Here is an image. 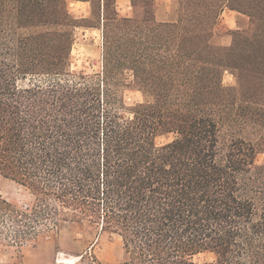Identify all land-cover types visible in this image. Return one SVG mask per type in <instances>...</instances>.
<instances>
[{"label":"trees","instance_id":"16d2710c","mask_svg":"<svg viewBox=\"0 0 264 264\" xmlns=\"http://www.w3.org/2000/svg\"><path fill=\"white\" fill-rule=\"evenodd\" d=\"M77 1L89 17L0 0V177L34 196L23 211L0 191L19 243L92 227L121 236L118 264H264V0H174L166 21L157 0L131 16ZM225 9L249 25L218 45ZM80 27L101 30L102 59L73 74Z\"/></svg>","mask_w":264,"mask_h":264},{"label":"rangeland","instance_id":"374dc122","mask_svg":"<svg viewBox=\"0 0 264 264\" xmlns=\"http://www.w3.org/2000/svg\"><path fill=\"white\" fill-rule=\"evenodd\" d=\"M70 11L78 16H90V2L68 0ZM161 7L168 6L169 0H160ZM123 8L122 13H127ZM239 26L248 23V17L241 16ZM96 21L86 20L83 24H92ZM232 35L223 29H218L213 38L214 43H222ZM103 36L97 29H77V42L72 51L71 72L81 70L91 72L98 69L102 59ZM92 63H96L93 67ZM224 84L236 85V78L228 71L225 72ZM127 101L131 103L144 101L142 92L127 91ZM175 134L170 133L158 138L159 143L171 141ZM264 160V154L258 156V161ZM0 191L10 202L21 210L30 208L34 196L25 186L11 180L0 179ZM17 223L10 215L0 212V264H118L124 257V244L120 235L113 232L97 231L87 227L83 230L67 227L59 232L54 230L38 231L27 237L21 245L17 237ZM216 256L211 252H203L195 256L198 262L213 261Z\"/></svg>","mask_w":264,"mask_h":264},{"label":"crops","instance_id":"0c3cea01","mask_svg":"<svg viewBox=\"0 0 264 264\" xmlns=\"http://www.w3.org/2000/svg\"><path fill=\"white\" fill-rule=\"evenodd\" d=\"M77 1V0H76ZM77 2H81V1H77ZM83 2H89V1H83ZM161 2L160 0H157V10H156V16L157 19L160 21H166L170 18V15L172 14L173 11V7H174V0H169V4L168 6H164L161 7ZM117 7H118V11L120 12V14L122 16H131L133 14V6H132V1L131 0H117ZM125 7L127 9V13H122L123 12V8ZM91 13V10L89 11V14ZM73 15L77 18H86L89 16L86 15H82V16H78L76 14ZM91 15V14H90ZM241 16L245 17L246 15L236 11V10H232V9H225L223 14H222V28L225 31L228 30H234V29H239V28H246L249 25V18H248V23L244 26H239V21L241 20L243 22V18H241ZM248 17V16H247ZM85 29H97L99 31H101L98 28H94V27H89V28H85ZM227 37L225 38V40H223L222 43H216L218 45H230L232 38L230 35H226ZM1 178H5V177H0ZM8 179V178H5ZM2 193V192H1Z\"/></svg>","mask_w":264,"mask_h":264}]
</instances>
